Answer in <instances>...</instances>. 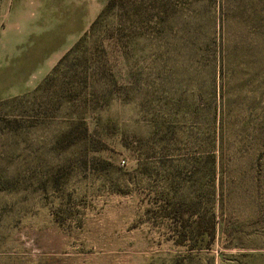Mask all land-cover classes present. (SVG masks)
Wrapping results in <instances>:
<instances>
[{
	"label": "rangeland",
	"instance_id": "obj_1",
	"mask_svg": "<svg viewBox=\"0 0 264 264\" xmlns=\"http://www.w3.org/2000/svg\"><path fill=\"white\" fill-rule=\"evenodd\" d=\"M152 1L56 68L71 37L17 36L0 0V264H264V54L231 21L221 64L205 3L157 27ZM178 210L212 214L214 240L178 244Z\"/></svg>",
	"mask_w": 264,
	"mask_h": 264
},
{
	"label": "trees",
	"instance_id": "obj_2",
	"mask_svg": "<svg viewBox=\"0 0 264 264\" xmlns=\"http://www.w3.org/2000/svg\"><path fill=\"white\" fill-rule=\"evenodd\" d=\"M127 1L130 0H108L105 7L91 22L88 29L59 58L55 67L57 68L60 64H62L63 61L75 50L82 48L89 36L92 35L96 27L101 23V20L117 6H120L121 9H124L123 5ZM200 2L205 3L208 6L209 16L213 21L216 22V27L218 28L216 37L206 40L209 43L208 46H210V49L207 50L206 53L210 57L214 58V55H216L220 59L221 64L226 63L227 60L228 62H231L232 51L229 48L227 49V46L225 45L226 42L230 41L228 27L229 22L231 21L239 23L242 27L243 32H241V35H237V39L238 41L244 43L243 49L248 52L246 43L248 44L250 50V46L253 44L254 47L252 52L254 51V55L264 54V52L256 45V43L264 41V0H154L150 3H147L146 6L139 8H142L140 9L142 11L140 14L144 16V19H148L150 23L156 21L155 23L158 27L160 25L166 24L167 21L172 20V18L179 12H185L189 10V6H192V4ZM133 12V9H131L130 11L115 16L114 26H116V29H112L111 33L108 35L110 39L116 40L115 45L120 47L121 56L123 54L122 49H125V46L123 45L122 38L120 36L122 35L120 33L121 29L119 28L123 27L126 20H129ZM215 40L219 45L217 44V52L213 53L211 44H213ZM104 43L105 40H101L98 45H94L92 47V49H94V53L98 54V58L94 57L93 60L96 63V68L100 69L101 72L104 70V67L101 63L103 58H101L102 55L100 54H104L105 50L107 49L104 46ZM84 56V62H86ZM210 90H212V92L214 91V83L210 84ZM177 215L178 216L176 217V220L180 223V227L182 229V234L180 235L181 238H179L177 242L178 244H183L186 241L185 235L187 234L186 231L189 227H192V229L198 235L208 236L209 241L214 240L216 223L212 214L207 218V220L204 218L206 216V212L199 213L197 211L192 214H188L189 218L193 217L194 219L193 222L188 225H186L188 217L184 218V214H182L179 210Z\"/></svg>",
	"mask_w": 264,
	"mask_h": 264
},
{
	"label": "crops",
	"instance_id": "obj_3",
	"mask_svg": "<svg viewBox=\"0 0 264 264\" xmlns=\"http://www.w3.org/2000/svg\"><path fill=\"white\" fill-rule=\"evenodd\" d=\"M107 1L10 0L11 12L17 28L16 35L58 34L70 36L72 46L88 29Z\"/></svg>",
	"mask_w": 264,
	"mask_h": 264
}]
</instances>
